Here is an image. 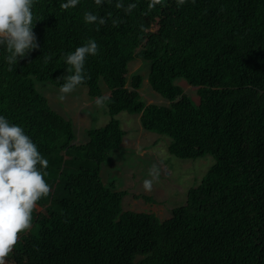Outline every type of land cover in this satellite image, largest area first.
<instances>
[{"label":"trees","instance_id":"trees-1","mask_svg":"<svg viewBox=\"0 0 264 264\" xmlns=\"http://www.w3.org/2000/svg\"><path fill=\"white\" fill-rule=\"evenodd\" d=\"M63 2L34 0L41 47L30 56L10 68L0 50V113L38 144L52 185L6 264H264V0H124L131 11L117 0ZM87 10L107 23H87ZM90 37L100 50L79 86L97 98L105 83L111 119L76 143L73 122L35 80L60 88L67 53ZM136 58L152 62L149 82L168 104L142 100V75L129 85ZM176 78L198 88L199 103ZM122 111L170 136L175 156L215 159L168 219L124 210L127 191L102 180V163L124 141Z\"/></svg>","mask_w":264,"mask_h":264},{"label":"rangeland","instance_id":"rangeland-1","mask_svg":"<svg viewBox=\"0 0 264 264\" xmlns=\"http://www.w3.org/2000/svg\"><path fill=\"white\" fill-rule=\"evenodd\" d=\"M151 67L149 60L136 58L131 61L129 85L133 76L142 75L144 79L139 90L142 100L147 104H168V100L149 82ZM35 81L37 89L49 99L51 106L73 122L76 143L87 142L89 130L101 127L111 119L106 104L97 105L87 86L62 94L60 88L50 82ZM175 83L181 85L196 103L200 102L197 87L184 78H176ZM102 89L108 96L109 90L104 82ZM116 117L126 134L120 148L113 150L110 158L102 163V180L115 190L127 191L123 199L124 210L155 213L162 220L172 217L174 208L186 204L188 190L197 186L215 163L214 157L179 158L168 149L171 137L144 129L139 114L122 111ZM153 165L158 166L159 179L155 180L151 190H146L143 181Z\"/></svg>","mask_w":264,"mask_h":264},{"label":"clouds","instance_id":"clouds-1","mask_svg":"<svg viewBox=\"0 0 264 264\" xmlns=\"http://www.w3.org/2000/svg\"><path fill=\"white\" fill-rule=\"evenodd\" d=\"M80 0H64L63 8L75 7ZM103 5L105 0H95ZM184 0H178L182 4ZM157 0H151L155 7ZM118 8L131 11L134 3L127 6L124 0H117ZM34 0H0V50H6L5 59L11 68L19 59L30 56L41 47L34 26ZM87 23L97 27L107 23V17L91 10L84 13ZM115 22V21H114ZM99 42L88 38L87 42L67 53L66 63L71 66L61 93H69L86 81L85 64L90 55L98 54ZM74 69V71L72 70ZM110 97L98 96L97 105H104ZM48 158L39 150L38 144L19 123H13L0 113V264L12 253L19 235L33 224V213L37 202L51 193L52 185L46 180ZM159 179L158 166L149 169V176L143 181L146 190H151Z\"/></svg>","mask_w":264,"mask_h":264}]
</instances>
